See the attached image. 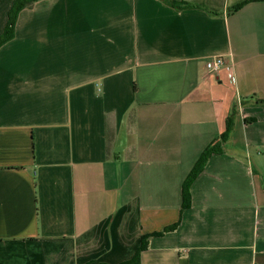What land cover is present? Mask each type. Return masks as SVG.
I'll return each instance as SVG.
<instances>
[{"label": "crops", "instance_id": "1", "mask_svg": "<svg viewBox=\"0 0 264 264\" xmlns=\"http://www.w3.org/2000/svg\"><path fill=\"white\" fill-rule=\"evenodd\" d=\"M15 1L0 0V35ZM171 1L188 6L17 13L0 47V264H124L177 223L139 264H264V0Z\"/></svg>", "mask_w": 264, "mask_h": 264}, {"label": "trees", "instance_id": "2", "mask_svg": "<svg viewBox=\"0 0 264 264\" xmlns=\"http://www.w3.org/2000/svg\"><path fill=\"white\" fill-rule=\"evenodd\" d=\"M38 0H16L11 9L8 12L7 16V23L4 28L3 33L0 35V47L5 44L7 41H9L13 37V29H14V22L17 13L26 7L27 5L36 2ZM168 2L177 7L181 6H188L187 3L185 2H174L171 0H168ZM251 2V0H244L241 1L229 8V12H236L239 9H241L244 5L248 4ZM230 131V119L227 120L226 122V130L225 133L221 136L220 141L218 143L212 144L208 147H206L201 154L199 155L197 161L195 162L194 166L192 167L190 173L188 176L185 178L181 185V213L184 212L185 210L190 208V203H191V194H190V187L192 183L195 181V179L198 177V175L203 171L206 163L208 162L209 158L212 155L215 154H221L222 151V143L225 141L226 135ZM179 223L174 224L172 226L166 227L162 232L158 233H153L149 235H143L140 239V245L136 251L135 258L127 263L124 264H139V255L146 251L148 248V240L152 237H161L166 233L174 231Z\"/></svg>", "mask_w": 264, "mask_h": 264}, {"label": "built area", "instance_id": "3", "mask_svg": "<svg viewBox=\"0 0 264 264\" xmlns=\"http://www.w3.org/2000/svg\"><path fill=\"white\" fill-rule=\"evenodd\" d=\"M225 65V61L222 57H213L210 58L206 64L205 67L207 71L211 73L218 72L223 66ZM229 75L232 78L233 77V68L232 66L229 68Z\"/></svg>", "mask_w": 264, "mask_h": 264}]
</instances>
